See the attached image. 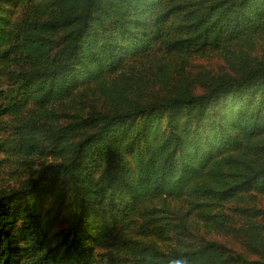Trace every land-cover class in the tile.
I'll return each mask as SVG.
<instances>
[{
	"label": "trees",
	"instance_id": "1",
	"mask_svg": "<svg viewBox=\"0 0 264 264\" xmlns=\"http://www.w3.org/2000/svg\"><path fill=\"white\" fill-rule=\"evenodd\" d=\"M3 128L0 264H264V0H0Z\"/></svg>",
	"mask_w": 264,
	"mask_h": 264
},
{
	"label": "rangeland",
	"instance_id": "2",
	"mask_svg": "<svg viewBox=\"0 0 264 264\" xmlns=\"http://www.w3.org/2000/svg\"><path fill=\"white\" fill-rule=\"evenodd\" d=\"M0 136H3L4 138H12L16 136V132L11 129L3 128L0 130ZM10 160L11 161L8 163H0V188H5L8 185L13 186L17 180V176L22 173L29 172L30 165H25V163H23L18 156L13 155ZM29 173H31V171ZM170 201L172 204H176V201ZM160 216L166 218V221L174 219L173 214L166 211H162ZM157 243L162 244L161 239H157Z\"/></svg>",
	"mask_w": 264,
	"mask_h": 264
}]
</instances>
